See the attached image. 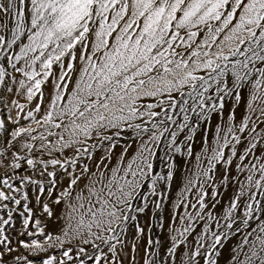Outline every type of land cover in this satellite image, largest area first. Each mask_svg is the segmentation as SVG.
Segmentation results:
<instances>
[{
    "label": "snow or ice",
    "instance_id": "snow-or-ice-1",
    "mask_svg": "<svg viewBox=\"0 0 264 264\" xmlns=\"http://www.w3.org/2000/svg\"><path fill=\"white\" fill-rule=\"evenodd\" d=\"M13 46L19 51L9 55ZM9 83L18 84L29 102L37 93L43 101L46 83L52 95L42 120L27 112L25 118H31L35 128L22 126L10 109L11 128L0 118V167L11 169L0 177V211L6 210L7 216L0 215V264H34L19 254L17 244L32 257L62 250L59 257H41L40 264H138L137 256L141 264H220V249L232 237H238V243L230 249L228 264H264V0H0V88L18 94ZM12 104L23 112L25 105ZM241 104L246 114L235 124L236 106ZM34 109L39 112L40 103ZM226 112L231 113L227 132L235 141L231 156L223 151L231 143L225 136L223 144L212 149L203 174L218 173V187L234 191L227 207L219 209L215 197L223 193L212 192L209 202L219 215L204 212L208 193L201 191L197 199V216L214 222L218 231L206 224L189 247L196 217L188 213V226L169 228L174 235L149 238L142 246L145 227L131 222L149 203L157 212L162 210L158 200L142 194L146 182L151 183V197L162 196L157 185L173 178L172 153L181 152L179 134L185 129L194 134L210 114ZM221 130L217 125V143ZM237 132L249 135L242 140ZM50 137H56L55 142ZM192 139L185 133L186 142ZM89 140L95 143L89 145ZM121 140L116 164L109 167ZM162 143L169 171L152 175ZM236 145H242L239 156ZM34 149L48 156L73 149L74 155L63 161L37 159ZM100 149L103 155L95 170L83 164L77 172L79 161L91 160ZM186 151L192 155L191 146ZM237 157L240 163L233 176L228 166ZM21 162L28 170L39 165L44 179L18 174ZM57 165L70 177L68 188L52 200L55 205L63 202L59 214L41 200L46 189L47 199L52 198L59 177L48 168ZM241 173H246L243 180ZM25 187H34L36 204L60 222L58 232L45 233L47 225L40 219L33 222ZM138 199L142 206H134ZM22 200L23 228L18 235L37 238L14 243L8 228L17 210L9 204L20 206ZM163 219L159 217L161 228ZM30 223L34 230H28Z\"/></svg>",
    "mask_w": 264,
    "mask_h": 264
},
{
    "label": "rangeland",
    "instance_id": "rangeland-1",
    "mask_svg": "<svg viewBox=\"0 0 264 264\" xmlns=\"http://www.w3.org/2000/svg\"><path fill=\"white\" fill-rule=\"evenodd\" d=\"M24 42L26 43L27 41L25 40ZM18 51H19V48L16 46H13V50L9 51V55H15L16 53H18ZM6 67L12 75H15L18 79H23V77L20 73L13 72L10 65H6ZM7 79L8 78H6V80ZM48 85L49 84H47V83L42 85V91L44 92V97H43L42 102L39 100V93H37V98H35L31 102H29L26 99L25 95L23 97H16L14 99H9L10 95L4 93L3 89L0 88V100H3L5 98L8 100L7 104L0 102V118L5 119L6 123H8L9 127L11 128L12 127L11 122L8 121V119H7L8 112L10 109L12 117L19 119L20 124L22 126L27 127L31 124V126L35 128L36 125L31 121V118L26 119L25 117H26L27 112L31 110L34 112V115H35L37 120H42L43 114L41 113L38 115L39 112H35L34 105L37 103H40V108H41V106L43 105V103L46 100V88ZM9 86L11 87V86H13V84L9 83ZM69 87H70V85H69ZM12 101H18L20 104L25 105L23 112H20V110L15 105L12 104ZM241 106L242 105L236 106V112H237V109H239ZM241 109H243V111H244V113H242V116H241V119H242V117L246 114V107L245 108L243 107ZM41 111H42V109H41ZM18 112H19V116H17ZM229 114L231 115V113H229ZM190 115L193 117V119L195 118V114H190ZM216 115L217 114H214V113L210 114L209 119L207 121H200L199 122L200 127L197 128V131L194 134L188 132L187 129H185L184 133L179 134L178 143L181 147V152L180 153H175V152L172 153V155H173L172 163L175 165V167L173 169V173H174L173 178H172V180H170L167 183V185H164L161 183H158V185H157V191L162 192L163 195L159 196V197H151L150 196V192H151V188H152L150 181L146 182L144 189H142V194L144 196H149L150 200H158L162 204V210L157 212V210L153 207V205L151 203H149L148 209H146V211L144 213L138 214V220L131 222V223L139 222L141 227H145V235L139 241V243L142 246H147V241L149 238H152V239L164 238V239H166L170 235H174L175 232L170 233L169 228H180V229H182L183 227L188 226L189 220L187 219V214L190 213L193 217H196V219L192 222V227L194 228V231L188 236L189 247H191L192 242H193V237L197 236L198 233H200V232L203 233V230H204V228H202L198 231V224L197 223L205 222V220H201L197 216V211L199 210V204L197 203L198 194L201 191L209 194L208 196L204 197L205 202L209 204V208L204 210L205 213L208 210H211L212 212H213V210H215L211 207V203L209 202L211 194L214 190L223 193V195L215 197V199L220 200V204H218L217 206H219L223 202H225V200H223V196L226 193H228V191L231 187H226V188L225 187H218L220 185V177H219L218 173L214 174L213 172H209V176L206 177L203 174L206 170L200 172L201 174H199V176H197L194 184L192 183V185H189V187L186 189V191L184 190L181 194H178L176 192L177 187L179 186V184L181 182L182 175L184 174V168L186 167L187 163L189 162V160L192 156V155L189 156L187 154L186 146H191L192 153H193V149L196 145L198 138L201 137V135L205 131L206 127H207V132H208V125L211 123L213 117ZM220 115H222V114H220ZM178 119H181V122H182V118L178 117ZM253 119H255V116H253ZM221 120H222V118L220 119V121ZM219 123H222V122H219ZM226 123H227V125L225 126V129H224L225 135H223V138L225 136H228V139L231 141V143L228 145V147L224 148L223 151H224L226 157H230L231 156V148L235 144V141H232V134L227 132V127L229 126V122H226ZM238 123H239V120L235 121V124H238ZM172 127H173V129H175V126H172ZM260 127H264V125H261ZM234 130H235V128H234ZM39 131H43V129L42 128L38 129V132ZM54 131H60V130L54 129ZM257 131H260V128H257ZM38 132L34 133V135L38 134ZM185 133L193 135V139L191 142L185 141ZM236 134L241 135L242 140H243L244 136L249 135L247 132H245L243 134L237 132ZM252 135H255V133H252ZM49 139L52 140L53 142H55L56 137H50ZM200 142H201V140H200ZM92 143H95V141L94 140L88 141L89 145ZM105 143H107V142H105ZM123 143H124V141L121 140V144L118 145L113 150L112 158H114L115 156H118L117 154L120 153L121 145H123ZM36 144H37V148H38L39 147V141H37ZM222 144H223V139H220L219 143H217V139H216L215 148L218 149L219 146ZM134 146H135V144H133V147ZM77 147H84V146H77ZM236 147H237L238 156H239L240 152L242 151V145H236ZM203 149H204V155L205 156H211L213 154L211 149H209L208 144ZM165 151H166L165 145L162 143L161 149L157 150L156 158L153 160L154 171H153V173H151L152 175H166L167 172L169 171L168 161L166 159H164V152ZM73 155H74L73 149H66L63 154L58 153V152H53L51 156H48L47 153L42 154L41 152H37L35 149L33 150V153H32L33 158L46 159V160L52 159V158H60L62 161L65 159V157L71 158ZM102 155H103V149H100L94 153L91 160H89L87 157H84L83 159H81L77 165V172H79L80 166L83 164H88L93 170H95V167H94L95 163L99 160V158ZM256 156H259V153H256ZM8 159H10V157ZM252 162H255L254 158H253ZM21 163H22L21 169L17 170L18 174H20V175H32L34 179H44L43 177L39 176V171L42 170V168L39 165H38L36 170H28L29 166L24 162H21ZM105 163H108V161H105ZM110 163H109V165H110ZM222 163L223 162H221L220 164H216V169H219L221 167ZM237 163H240L238 160V157L233 158V164L231 166H228L230 168L231 175H233V176L236 175L235 167H236ZM244 163L247 164L248 161H244ZM5 164H7V160H5ZM54 170L57 171V175L59 177L58 183L56 185V189L53 190V194H52L51 199H47L48 191L46 189L45 193L41 197V200L44 203H48L49 206L53 209L54 213L59 214L63 210V207H64L63 202L60 205H55L52 203V200H54L59 195V193L61 191H64L66 188H68L70 177H68L67 174H64L60 171L59 165L55 166V168H53L52 166H49L48 171H54ZM10 171H11V169H9L7 167H0V177H4L5 173L10 172ZM71 171H72V169L69 168V172H71ZM245 174L246 173H241V175H240L241 180H243ZM84 182H86V181H84ZM16 185L19 186L18 181L16 182ZM24 190L29 193V207H31L33 209V213H32L33 222L35 219H40L42 222V225H47V227H45V233L52 232L55 234L56 232H58L60 222L57 221L55 219V217H53V218L47 217V215L43 213L42 206L36 204V201H35V198L33 195L34 187H25ZM4 191L7 192L8 190L4 189ZM77 191H78V189H77ZM181 201H183V203H181ZM23 203H24V201L22 200L20 206L15 205V204H9L10 208H14L17 210V211L13 212L12 226L10 228H8V232L11 234L14 243L17 239H22V240H25V242H28L31 239L37 238V237H28L27 235H25V236H19L18 235L19 231L23 228L24 217L19 215V211H23V208H22ZM143 203L144 202L139 201V199L137 201H133L134 206H142ZM193 204L196 205L195 208L192 207ZM185 205H187V208H185ZM172 208L173 209L175 208L174 209L175 212L173 215V217L175 218L174 223L172 220L173 217L171 218L172 215H170ZM0 215H5V218H7L6 210L0 211ZM26 215H27V213H26ZM159 217L164 218L163 219V223H164L163 228L160 227ZM181 217H184L183 223H181ZM222 223H223V221H222ZM209 228L211 231H218V229H216L214 223L209 225ZM28 230H34L33 223H30L28 225ZM131 234H132V231L130 230L129 235H131ZM209 235H210V233H209ZM164 239H162V243L164 242ZM237 243H238V237H232L230 240L224 241V248L220 249V252H221V255L219 257L220 262L223 260L224 257L229 255L230 249L232 247H235V245ZM16 246L19 248V254L28 256L29 259H33L34 264H40V258L41 257H47L48 255H56L57 257H59L61 254V251H62L60 249H50L48 253H41L40 257H32L29 255V253L22 246H20L18 244ZM163 254L164 253L161 252V255H163ZM227 257L229 258V256H227ZM137 261H138V264H141V262L139 261V256H137ZM90 264H91V262H90ZM201 264H204V262L201 261Z\"/></svg>",
    "mask_w": 264,
    "mask_h": 264
},
{
    "label": "bare ground",
    "instance_id": "bare-ground-1",
    "mask_svg": "<svg viewBox=\"0 0 264 264\" xmlns=\"http://www.w3.org/2000/svg\"><path fill=\"white\" fill-rule=\"evenodd\" d=\"M73 79H75V77H73ZM11 87H13L15 89L16 93H18V94H8V95H10L9 99H14L16 97H23L24 96V91L22 89H19L18 84L13 85ZM70 87H71V85H70ZM51 95H52V89H51V86L48 85L46 88V100L43 103V105L41 106L42 111L40 110L38 115L41 113L43 115L45 114V111L47 110V105L50 102ZM244 95L247 96L246 90L244 92ZM241 105L242 106L239 109H237V112L235 113V121H237V120L240 121L242 113H244L243 109H241V108H243V107L245 108V106L243 104H241ZM229 115H230L229 113H224L222 115L214 116L211 123L208 125V132H207V127H206V129L203 132V134L201 135V137L198 138L196 145L193 149L192 156H191L189 162L187 163L186 167L184 168V174L182 175L181 182H180L179 186L177 187L176 192L178 194H181L184 190L186 191V189L189 187V185H192V183L194 184L195 179L197 178V176H199V174H201L200 173L201 171H205V170L207 171L209 169V158L211 156H205L203 148L206 147L207 144H208L209 149H211V151L213 148H215L217 125H219L222 129L219 135H220V139H223V135H225L224 129H225V126L227 125L226 122H228V116ZM221 118H222V120L220 121ZM219 122H222V123H219ZM200 140H201V142H200ZM117 155L119 156V154H117ZM197 156L200 157L199 161L196 160ZM116 157L117 156H115L114 158L111 159V163H110L109 167H112L113 165L116 164ZM189 181H192V183L190 184ZM233 191H234V188L231 187L229 189L228 193H226L223 196V200H225V202H223L221 205H223L224 207H227V197L231 196L233 194ZM221 205L217 206V209L221 208ZM174 209L172 208V210H171V213H170V215H172L171 218L174 215V212H175ZM213 215H219V213L217 212L216 209L213 210ZM213 223L214 222L207 221V220H205V222L197 223L198 224V231L200 229L204 228L206 224L209 226ZM198 234H201V232ZM227 256H229V255H227ZM227 256L223 258V260L220 262V264H228L229 258Z\"/></svg>",
    "mask_w": 264,
    "mask_h": 264
}]
</instances>
